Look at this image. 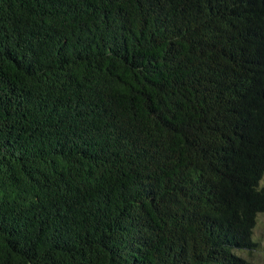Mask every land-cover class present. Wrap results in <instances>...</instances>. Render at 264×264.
Listing matches in <instances>:
<instances>
[{
  "label": "trees",
  "instance_id": "1",
  "mask_svg": "<svg viewBox=\"0 0 264 264\" xmlns=\"http://www.w3.org/2000/svg\"><path fill=\"white\" fill-rule=\"evenodd\" d=\"M264 0H0V264H254Z\"/></svg>",
  "mask_w": 264,
  "mask_h": 264
},
{
  "label": "rangeland",
  "instance_id": "2",
  "mask_svg": "<svg viewBox=\"0 0 264 264\" xmlns=\"http://www.w3.org/2000/svg\"><path fill=\"white\" fill-rule=\"evenodd\" d=\"M260 186H264V175L260 181ZM252 239L256 243V248L251 253L235 251V254L250 260L254 264H264V213L257 216Z\"/></svg>",
  "mask_w": 264,
  "mask_h": 264
}]
</instances>
